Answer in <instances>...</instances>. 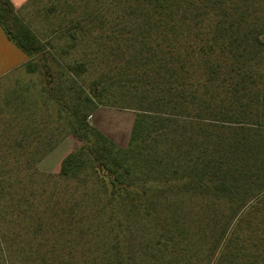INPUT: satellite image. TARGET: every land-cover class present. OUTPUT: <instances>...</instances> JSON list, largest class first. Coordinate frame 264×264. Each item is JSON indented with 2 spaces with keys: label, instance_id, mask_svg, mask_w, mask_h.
<instances>
[{
  "label": "trees",
  "instance_id": "16d2710c",
  "mask_svg": "<svg viewBox=\"0 0 264 264\" xmlns=\"http://www.w3.org/2000/svg\"><path fill=\"white\" fill-rule=\"evenodd\" d=\"M63 2L47 12L71 42L55 47L0 0L1 27L45 80L37 95L9 93L26 125L0 144L14 156L0 191L23 188L21 172L32 188L1 198L27 221L26 264H264V0H110L75 16ZM54 51L76 56L59 95ZM46 90L81 141L57 179L86 189H33L61 132L42 120ZM117 92L137 110L126 146L88 121Z\"/></svg>",
  "mask_w": 264,
  "mask_h": 264
},
{
  "label": "rangeland",
  "instance_id": "374dc122",
  "mask_svg": "<svg viewBox=\"0 0 264 264\" xmlns=\"http://www.w3.org/2000/svg\"><path fill=\"white\" fill-rule=\"evenodd\" d=\"M72 3V6H69V9H72L70 12L71 15L75 16L77 14L85 13L86 11L92 9H100L105 8L109 5L110 0H69ZM24 2L20 7H16L18 14L21 18L26 21L33 31L44 41L52 40L55 44V47H61L62 45L69 44L71 42L70 38H56L55 35L51 32L54 26L56 25L58 16V12H47L48 6L51 4H61L63 5V0H40L39 2H34V0H13L15 5H19ZM121 2V1H120ZM61 5L57 6V9L60 10ZM114 7V12L117 14L121 13L120 3H118ZM110 7V8H111ZM68 8V6H67ZM55 10V11H58ZM48 13V14H47ZM47 14V15H46ZM48 16V17H47ZM81 46V44H79ZM54 50V49H53ZM75 50V49H74ZM71 50L70 52H73ZM58 56V61L53 60L50 57L51 54H48L50 57L48 59V63L52 66V71L55 76V79L52 83V88L56 95L61 94L62 90L56 89L57 84L61 83V86L67 85L69 80V74L66 70V64L68 61H71L75 56V54H66L59 55L57 51H54ZM37 61H39L38 56L35 57ZM103 59H101L102 61ZM57 62V64H56ZM61 66H60V65ZM95 73L91 72L89 74V78H93L96 76ZM29 80V81H28ZM28 81L29 83H37V87H34L32 90L34 94L37 95V89L40 87H45V80L42 79V76H39V73L33 75L28 78H18L15 80H4L0 82V144L8 143L15 139L16 134L22 129H25V123L23 120H16L11 115V111H14L12 107L6 105V98L9 96V93L13 92L14 87L23 84V82ZM44 81V82H43ZM47 81V80H46ZM16 82H19L18 84ZM47 92V97L44 96V99H41L40 110L41 114L46 119V124L53 125L52 122H57V125L61 127V132L58 135V144L55 148L50 151L38 164H37V173L35 179L32 181L34 184L33 189H86L82 186H78L74 181H63L57 179L61 161L62 159L71 151L77 149L80 145L81 141L77 135H75L68 125H65L64 118L60 119L59 122V103L55 101V98H52L50 94ZM33 93V92H32ZM34 95V96H35ZM121 92H117L114 95L107 96V102L105 104H101L97 110L88 118L89 123L97 127L103 133H105L109 138L115 141L120 146H126L129 142L132 125L134 122L135 115L137 110L130 107L123 106L125 103V99L123 98ZM33 100H38L35 96L32 98ZM37 105V106H36ZM31 105L32 108L39 106V104ZM55 124V123H54ZM47 128V127H46ZM20 137H18L19 139ZM17 139V137H16ZM12 157V158H11ZM14 156H6L0 154V173L13 171L14 168L11 165L12 159ZM10 162V164H9ZM23 167L21 166L20 169ZM25 172H21V179H23V188H21L17 183L15 184L14 189H3L0 191V234L3 238L9 240V244L13 243V246H10V250L8 248L1 249L0 248V264H26L27 260H25V252L23 248V241L25 238V231L27 221L24 216L15 217L13 213V209L18 202H12V200H7L6 204L3 205V200L1 198L7 197V194L16 193L15 197H20L23 195H28L30 183L28 178L25 176ZM19 179V181H21ZM13 184L15 182H12ZM90 189H97L96 186L91 187ZM1 190V189H0ZM40 191V190H39ZM6 193V195L4 194ZM13 195V194H12ZM6 199V198H5ZM5 235V236H4ZM15 243V244H14Z\"/></svg>",
  "mask_w": 264,
  "mask_h": 264
},
{
  "label": "crops",
  "instance_id": "0c3cea01",
  "mask_svg": "<svg viewBox=\"0 0 264 264\" xmlns=\"http://www.w3.org/2000/svg\"><path fill=\"white\" fill-rule=\"evenodd\" d=\"M23 3L24 2L19 5H14L15 7H20ZM29 60L30 57L8 37L0 25V82L4 80L16 81L19 77L30 79V77L37 74V72L29 70L27 66ZM28 81L14 87V89L21 86L23 89V96L30 97L31 93H34L32 89L37 87V83H29ZM16 83L18 84L19 82Z\"/></svg>",
  "mask_w": 264,
  "mask_h": 264
}]
</instances>
